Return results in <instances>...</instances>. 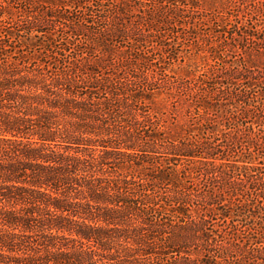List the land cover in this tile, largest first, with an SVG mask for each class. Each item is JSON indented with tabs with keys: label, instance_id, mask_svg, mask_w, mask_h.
<instances>
[{
	"label": "trees",
	"instance_id": "16d2710c",
	"mask_svg": "<svg viewBox=\"0 0 264 264\" xmlns=\"http://www.w3.org/2000/svg\"><path fill=\"white\" fill-rule=\"evenodd\" d=\"M0 264H264V0H0Z\"/></svg>",
	"mask_w": 264,
	"mask_h": 264
},
{
	"label": "rangeland",
	"instance_id": "374dc122",
	"mask_svg": "<svg viewBox=\"0 0 264 264\" xmlns=\"http://www.w3.org/2000/svg\"><path fill=\"white\" fill-rule=\"evenodd\" d=\"M184 50H185V48H184ZM180 56H181L180 61H182V65L190 64L191 66L192 65L195 66V64H196L197 66H201V67H203L205 65V61L203 59H201V57H198L195 54H193V52L187 53V51H184L183 53H181Z\"/></svg>",
	"mask_w": 264,
	"mask_h": 264
}]
</instances>
